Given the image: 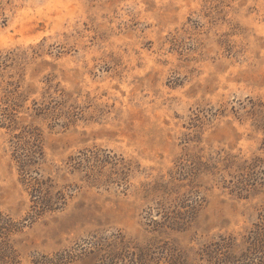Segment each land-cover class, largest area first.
<instances>
[{"label": "rangeland", "instance_id": "374dc122", "mask_svg": "<svg viewBox=\"0 0 264 264\" xmlns=\"http://www.w3.org/2000/svg\"><path fill=\"white\" fill-rule=\"evenodd\" d=\"M255 157L264 0H0V264H103L117 233L149 264H210L264 206L237 189Z\"/></svg>", "mask_w": 264, "mask_h": 264}, {"label": "trees", "instance_id": "16d2710c", "mask_svg": "<svg viewBox=\"0 0 264 264\" xmlns=\"http://www.w3.org/2000/svg\"><path fill=\"white\" fill-rule=\"evenodd\" d=\"M27 143V141H20V143H17L16 151L24 150ZM37 146L38 145H36V147ZM34 153H37L36 150H34ZM29 154L30 152H28V154L21 153V156L25 157V159H30ZM16 160L19 166L23 167L21 169L24 170L26 165L25 162L17 158ZM244 163L245 164L241 168V178L238 182L240 185L237 186L240 195H243V191L248 192L250 189H255L257 186L264 185V169L260 168L262 160L255 157L248 163L247 160H245ZM30 187L33 192L37 194V200L34 202L40 204V210L53 208V203H51L53 196L47 191H41L43 183L36 181ZM1 228L2 230L7 229L6 226H1ZM0 233L1 236L4 235L2 232ZM93 248V250L101 256V262L103 264H105L106 260L109 261V264H117V262H114L115 259L119 258L127 260V263L124 262V264H149L153 261L151 255L153 251L151 248L146 249L145 247L141 249L138 246H133L132 242L127 240L120 233L93 242ZM239 248L242 250L241 261H243L244 264H262L264 262V206L258 214V220L240 236L239 240L232 235L220 237L219 241L206 245L202 253L210 264H237L238 262L234 263L235 252ZM157 262L158 261H156V264H158Z\"/></svg>", "mask_w": 264, "mask_h": 264}]
</instances>
